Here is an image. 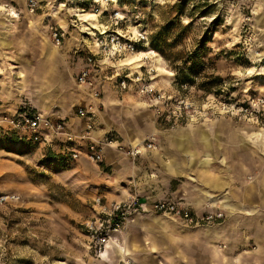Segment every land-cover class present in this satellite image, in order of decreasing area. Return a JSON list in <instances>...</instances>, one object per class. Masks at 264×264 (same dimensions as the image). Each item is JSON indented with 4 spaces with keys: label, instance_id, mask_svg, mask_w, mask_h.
Returning a JSON list of instances; mask_svg holds the SVG:
<instances>
[{
    "label": "rangeland",
    "instance_id": "obj_1",
    "mask_svg": "<svg viewBox=\"0 0 264 264\" xmlns=\"http://www.w3.org/2000/svg\"><path fill=\"white\" fill-rule=\"evenodd\" d=\"M35 1L32 10L31 0H0V111L32 104L82 133L85 121L76 111L97 103L91 89L76 82L86 51L96 52L93 33L85 26L95 32L102 23L116 29L109 15L119 12L124 20L118 27L146 35L139 50L154 49L159 68L149 62L139 68L138 57H128L117 67L104 62L98 76L102 107L94 131L101 127L106 132L96 138L133 144L128 136L140 141L156 137L159 147L136 158L110 148L97 163L84 156L74 160L68 153L84 150L87 140L70 144L52 137L49 142H29L0 128V264H126L91 246L85 223L97 215L96 197L106 203L137 194L147 201L185 202V189L176 191L184 182L197 183L200 173L182 177L168 172L172 153L180 155V168L183 151L191 163L207 153L215 160L231 157L244 178L249 158L264 161V0H109L99 15L91 9L81 12L79 0ZM55 29L63 33L61 45L54 39ZM203 37L208 41L200 45ZM118 72L128 76L124 90ZM139 81L152 84L156 94L140 93ZM242 106L248 111L242 112ZM103 120L110 122L108 128ZM202 127L208 139L195 132ZM192 129L189 142L182 144L181 135ZM210 202L209 209H215L216 201ZM246 202L245 194L231 202L234 208L225 201L218 207L225 218L214 223L190 224L169 214L137 212L162 214L180 229L135 223L136 213L122 229L137 244L127 257L134 264H231L213 261V252L197 244L209 236L185 235L186 228L230 220L237 253L232 264H251L248 256L240 255L246 248L240 246L250 238ZM186 204L197 213L205 211ZM164 217L156 223L165 222ZM121 233L116 242L123 246Z\"/></svg>",
    "mask_w": 264,
    "mask_h": 264
},
{
    "label": "built area",
    "instance_id": "obj_2",
    "mask_svg": "<svg viewBox=\"0 0 264 264\" xmlns=\"http://www.w3.org/2000/svg\"><path fill=\"white\" fill-rule=\"evenodd\" d=\"M81 7L78 8L81 12H87L91 9L99 15L102 11L103 4L109 0H79ZM37 2L31 0L29 4L33 10ZM111 23L116 29H110L108 25L101 24L100 28H90L94 36L95 51H86L84 64L79 68L76 75L78 85H86L91 89V95L97 100L95 105L81 106L77 109L78 117L85 121V128L82 133H74L69 130V127L64 119L41 112L32 104L21 105L14 112L0 111V128L12 130L21 138L29 142H49L51 138L62 137L67 143L74 144L77 140H87L88 143L84 150L69 149L68 153L74 160H78L81 156L92 162H103L107 149H115L127 156L136 158L144 152L158 149L159 145L156 137H150L142 141L141 144H124L118 139L105 137L103 140L94 138L93 131L98 121V111L102 107V91L100 88L101 82L98 80L99 73L104 69V62L108 61L116 66L120 64L132 53L139 51V45H144L147 41V36L140 32L124 31L118 27L124 17L120 16L119 12L109 15ZM89 32V31H88ZM54 39L57 45H61L63 33L59 29L53 31ZM150 55V54H149ZM145 62L150 63L149 57L144 58ZM121 65V64H120ZM117 67V66H116ZM115 67V68H116ZM119 85L121 89H126L127 77L117 73ZM138 89L140 93L154 96L156 94L155 87L150 83L139 81ZM160 96L156 98L159 100ZM264 102V100H261ZM242 112L248 111V108H241ZM97 215L88 219L85 223V229L89 237L92 248L102 255L106 250L107 245L114 239L118 240V233L128 223L133 215L137 212L151 210L164 214L173 215L181 218L190 224L214 223L225 218V213L218 207L215 209H207L202 213L195 212L190 205H187L182 200L170 199H155L152 202L145 200L141 195H134L121 201L110 203L104 202L102 196L95 198ZM210 205H207V208Z\"/></svg>",
    "mask_w": 264,
    "mask_h": 264
},
{
    "label": "crops",
    "instance_id": "obj_3",
    "mask_svg": "<svg viewBox=\"0 0 264 264\" xmlns=\"http://www.w3.org/2000/svg\"><path fill=\"white\" fill-rule=\"evenodd\" d=\"M0 21H2V19H0ZM3 22L7 23L6 20H3ZM129 58L136 59L132 56H129ZM36 104L40 108L45 109V111L48 110V108L42 103L37 102ZM1 107L2 106H0V108ZM103 123L106 128L110 126V122L107 120H103ZM78 129H81V127H77V130ZM193 131L195 130L192 129L191 131L187 130L183 132V136L181 135V139L183 140L182 144H186L184 140H187V143L189 142L190 135H192ZM105 132L106 130L104 128L98 127L97 130L94 131V135L96 137H102ZM152 132L155 131L152 130ZM195 132H199L201 136L208 139L207 130L203 129V127L198 128ZM128 140L134 144L140 142L141 138L138 136H128ZM181 153V168L177 164L180 155L174 153L169 154V156L173 159H169V163H166L168 172L170 171L171 174L182 177L190 172L194 174L199 172L200 177H198L199 181H197V183L187 181L186 185L184 182V185L182 184L181 188L176 192L185 189L182 191L183 198L186 200L185 202L191 204L198 210L209 209L207 208V205L212 207L210 202L212 199L216 201V205L213 207L220 208L226 201L227 206L234 208L231 202H235L237 200L238 194H245V197H247V209L245 211L246 215L244 216L246 226L248 227L247 233L250 238L249 241H246L245 246H240L246 247L245 250H242L240 255L243 254L248 256L251 264H264V200H261V197H264V161L255 157L249 158L245 164V168L242 170L245 173L244 178L240 176L238 172L237 161L231 157L228 159H216V161L215 158H212L210 154L207 153L206 156L200 157L198 162L191 163L192 159H190L189 153H185L184 151ZM191 177L192 179L195 178L194 176ZM249 177H251V179H248ZM195 179H197V177ZM154 200L155 199L148 201L152 202ZM147 216H150L151 218H145ZM163 217L164 216L162 214L151 213L140 215V213H137L135 216V223L146 224L148 222H152L158 224L159 226L163 225L165 227H169V231H177L180 229V226L177 227V223H175V225L174 222H171L166 217H164L165 222L160 224L156 223L155 219L159 220ZM188 233L191 236L201 234L209 236L207 240H202L204 243L197 241V244H203L206 250L213 252L210 254L213 257V261H218L220 263L228 261L231 264L235 261L237 253L235 250L236 244L233 241L234 224L230 220H224L214 226L196 227L195 229L186 228L185 235H188ZM193 238L194 237H191L188 241L190 245H193ZM129 245H131L130 251L133 247H137L134 238L129 241ZM114 250L116 251V249L111 247V245L107 247L105 252L108 251L109 255L107 254L106 257L111 259L112 256H117L120 259L118 252H114ZM143 264L147 263L143 262Z\"/></svg>",
    "mask_w": 264,
    "mask_h": 264
},
{
    "label": "bare ground",
    "instance_id": "obj_4",
    "mask_svg": "<svg viewBox=\"0 0 264 264\" xmlns=\"http://www.w3.org/2000/svg\"><path fill=\"white\" fill-rule=\"evenodd\" d=\"M96 14V13H95ZM17 15V14H16ZM97 15V14H96ZM120 16L122 17V15L120 14ZM95 19V18H94ZM100 27H101V25H100ZM99 27V28H100ZM91 28V27H90ZM97 29V28H96ZM150 54V55H149ZM129 56H132V57H138V62H140L138 65H139V68H141V67H143L145 64H146V62H145V60H144V58H146V57H149V59H150V66H152V65H155L156 66V68H157V70H158V60H157V57H158V54H157V52L154 50V49H149V50H139L138 52H136V53H132L131 55H129ZM128 56V57H129ZM126 58L124 61H126L127 59H129V58ZM140 71V70H139ZM93 136H94V138H96V136L94 135V133H93ZM142 143V141H140V142H137V143H134V145H137V144H141ZM130 221V220H129ZM129 221H128V223H129ZM123 236H124V242H125V244L123 245V246H120V245H118L117 244V242H116V240H112L108 245H107V247H109L110 245H111V247H113L114 249H116V251L118 252V255L121 257V259H123L124 261H125V263L126 264H134L130 259H129V257H127V256H129L130 255V250H129V248H128V244H129V240H128V234L126 233V232H122L121 233ZM115 250H114V252H116ZM109 252L107 251V252H105V251H103V256H105L106 257V255L108 254ZM109 255V254H108ZM117 257V256H116Z\"/></svg>",
    "mask_w": 264,
    "mask_h": 264
},
{
    "label": "trees",
    "instance_id": "obj_5",
    "mask_svg": "<svg viewBox=\"0 0 264 264\" xmlns=\"http://www.w3.org/2000/svg\"><path fill=\"white\" fill-rule=\"evenodd\" d=\"M207 41H208L207 38L203 37L202 40L200 41V45H205L207 43ZM161 52H163V51L161 50ZM169 59H170V55H169Z\"/></svg>",
    "mask_w": 264,
    "mask_h": 264
}]
</instances>
